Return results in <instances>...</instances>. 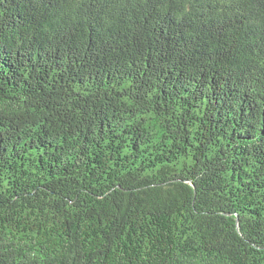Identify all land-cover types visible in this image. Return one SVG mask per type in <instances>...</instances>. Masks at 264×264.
I'll use <instances>...</instances> for the list:
<instances>
[{
	"label": "trees",
	"instance_id": "1",
	"mask_svg": "<svg viewBox=\"0 0 264 264\" xmlns=\"http://www.w3.org/2000/svg\"><path fill=\"white\" fill-rule=\"evenodd\" d=\"M0 264H264V0H0Z\"/></svg>",
	"mask_w": 264,
	"mask_h": 264
}]
</instances>
